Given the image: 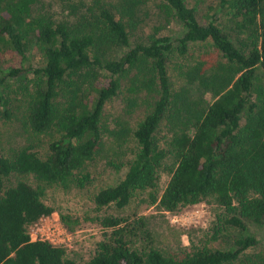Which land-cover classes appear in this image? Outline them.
<instances>
[{
    "label": "trees",
    "instance_id": "trees-1",
    "mask_svg": "<svg viewBox=\"0 0 264 264\" xmlns=\"http://www.w3.org/2000/svg\"><path fill=\"white\" fill-rule=\"evenodd\" d=\"M37 1L0 0V85L32 75L25 123L34 137L51 136L46 154L36 144L6 151L0 140V264H264L250 230L264 226V0H216L211 9L227 12L225 26L217 15L202 20L189 0H163L164 20L183 27L177 39L159 28L138 33L141 0H97L71 19L37 13ZM34 39L40 64L7 65L11 53L25 60ZM204 42L217 58L207 54L176 83L172 53L185 56ZM117 47L125 50L115 55ZM124 84L125 104L111 121L108 105ZM5 92L0 87V117L11 120ZM143 95V115L135 116ZM162 125L170 138L161 137ZM103 156L122 177L99 185L98 211L146 193L164 211L206 202L222 212L203 239L171 247L157 244L146 217L105 215L96 220L108 233L85 262L33 240L30 225L56 209L26 178L85 188ZM163 172L170 179L160 193ZM13 175L19 179L9 184ZM61 220L72 233L83 222L69 213Z\"/></svg>",
    "mask_w": 264,
    "mask_h": 264
},
{
    "label": "rangeland",
    "instance_id": "rangeland-1",
    "mask_svg": "<svg viewBox=\"0 0 264 264\" xmlns=\"http://www.w3.org/2000/svg\"><path fill=\"white\" fill-rule=\"evenodd\" d=\"M97 0H38L35 6L37 13L47 14L55 19H68L73 17V9L77 12H85L88 7L95 4ZM104 1V0H98ZM192 5H197L199 17L204 20V17H213L217 15V23L223 26L228 24V14L225 11L215 13L211 7L217 5L216 0H189ZM163 0H141L138 7L137 18L140 19L139 34L144 37L155 32L159 28L160 34H168L174 39H177L183 34V27L175 21L166 22L165 15L160 9V4ZM72 5H75L74 7ZM166 19V18H165ZM241 39L247 38V34H241ZM135 37L133 43H135ZM125 49L122 47L115 48L113 54L118 55ZM209 54V55H207ZM207 57L216 59L217 52L211 42L197 43L190 47L189 54L182 56L178 52H173L168 62L169 73L172 79L178 81H186L187 78L181 74H187L190 68L194 67L202 58ZM206 57V58H207ZM42 59L41 52L36 45L35 39L26 49V59L23 60L20 55L11 53L6 57L7 65L16 67H28L31 64L38 65ZM182 78H181V77ZM28 79L22 81L21 77H7L5 83L0 85L1 90L6 91L7 97L13 102V118L4 120L0 117V140L3 148L6 151L21 147L23 145L36 144L46 154V150L51 139L49 135L33 136L29 133L26 123L27 97L31 83ZM126 95V84L122 87L121 93L114 98L108 105L109 118L112 121L115 116L121 112L124 106L123 98ZM139 100L141 105L137 109V114L143 115L146 103L145 96H141ZM161 137L170 138V130L162 125L160 131ZM98 170L94 174V180L85 188L72 187L65 189L62 186L46 185L38 183L33 177L26 178L34 186L38 184L44 189L45 201L52 205L56 210L48 221L44 222L45 231L53 233V227L61 220V213H69L83 219L82 224L75 232H70L71 236L66 237L65 242H61L65 238L55 234L54 240L67 250V256L75 260L85 262L90 260L96 253L98 243L102 241L108 230L104 229L97 218L105 215H116L122 217H146L150 228L154 232L158 245L171 247L182 244L189 246L194 242L203 239V235L207 230L212 228L213 222L217 219L218 214L222 211L215 205H209L206 202L187 207L180 212L172 213L161 210L156 204H150L149 196L146 193L135 195L131 203L124 207L118 208L115 205L108 206L106 209L98 211L93 201V194L103 182H117L122 174L117 173L111 167H107V158L103 156L99 158ZM98 159V160H99ZM19 179L13 175L9 180V184H14ZM170 176L163 172L158 181V191L161 193L166 187ZM57 220V222H56ZM62 225L63 222H62ZM250 230L259 238L257 252L264 255V226L250 225ZM59 241V242H58Z\"/></svg>",
    "mask_w": 264,
    "mask_h": 264
},
{
    "label": "built area",
    "instance_id": "built-area-1",
    "mask_svg": "<svg viewBox=\"0 0 264 264\" xmlns=\"http://www.w3.org/2000/svg\"><path fill=\"white\" fill-rule=\"evenodd\" d=\"M50 216H45L43 218H41L37 223H34L32 225H30L29 227V233L32 237L33 240H49L52 243L59 245L57 243V241H55L54 236L55 234L61 236L60 238L62 239L65 238L64 240H62L61 242H65L66 241V237H70L71 234L68 231V229L62 225V222L60 221L56 226L53 227V230L50 228V230L53 233L50 232H46L45 231V226H44V222L48 221L50 219ZM57 222V220H56ZM59 242V241H58Z\"/></svg>",
    "mask_w": 264,
    "mask_h": 264
}]
</instances>
